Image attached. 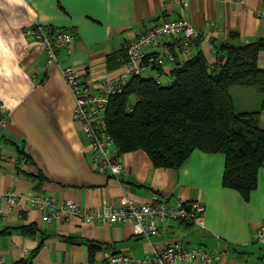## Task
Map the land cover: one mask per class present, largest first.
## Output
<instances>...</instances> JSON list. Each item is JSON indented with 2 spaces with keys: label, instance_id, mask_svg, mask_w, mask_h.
<instances>
[{
  "label": "crops",
  "instance_id": "obj_1",
  "mask_svg": "<svg viewBox=\"0 0 264 264\" xmlns=\"http://www.w3.org/2000/svg\"><path fill=\"white\" fill-rule=\"evenodd\" d=\"M0 9V114L21 145L0 132V193L33 192L56 201H74L81 208H99L102 201L120 205L123 196L136 204L165 201L198 202L203 214L194 223L166 220L149 237L133 233L132 223H89L79 216L44 221L46 211L25 200L0 216V264L27 259L29 264H109L105 252L142 258L180 242L207 247L211 264H264V162L249 199L222 185L225 156L194 150L177 169L155 167L141 150L122 154L118 178L94 169L81 124L73 119L74 98L61 65H72L88 84L97 85L122 65L108 57L124 53L153 24L184 18L198 32L193 55L201 51L212 65V47L237 33L236 45L264 38V0H25ZM263 14V15H262ZM213 23V24H211ZM39 24L74 32L70 49H61L57 63H46L43 45L25 37L27 26ZM190 55V56H191ZM179 54L163 68L169 75ZM257 64L264 69V50ZM154 73L149 72L148 77ZM229 94L236 112H258L264 131V92L233 84ZM23 148L29 160L20 158ZM34 227L27 235L22 227ZM5 231V232H3ZM3 232V233H1ZM90 244L95 245L93 250ZM189 264H202L195 260Z\"/></svg>",
  "mask_w": 264,
  "mask_h": 264
},
{
  "label": "trees",
  "instance_id": "obj_2",
  "mask_svg": "<svg viewBox=\"0 0 264 264\" xmlns=\"http://www.w3.org/2000/svg\"><path fill=\"white\" fill-rule=\"evenodd\" d=\"M237 37L231 33L228 41L215 46L218 58L212 65L200 50L184 62H175L168 84L151 77H129L122 93L110 98L105 117L119 151H144L155 167L172 169L194 150L222 153V185L248 200L264 162V131L258 112L234 110L229 87L251 85L264 92V69L257 64L264 38L236 45ZM124 57V53L109 56L108 62L122 65ZM19 152L21 159L29 160L23 148ZM21 230L32 235L35 229ZM95 247L90 244L91 250ZM29 263L21 259L13 264Z\"/></svg>",
  "mask_w": 264,
  "mask_h": 264
},
{
  "label": "built area",
  "instance_id": "obj_3",
  "mask_svg": "<svg viewBox=\"0 0 264 264\" xmlns=\"http://www.w3.org/2000/svg\"><path fill=\"white\" fill-rule=\"evenodd\" d=\"M23 33L25 37L43 45L47 64L57 63L59 51L70 49L77 38L74 32L39 24L25 27ZM197 39L198 32L184 18L155 23L132 41L124 43L125 57L121 59L124 74H115L97 85L83 81L74 66H60L75 102L73 119L82 126L94 169L115 178L124 170L123 153L115 145L106 125L105 117L110 98L122 93L131 76L146 77L147 73L153 72L154 76L151 78L162 83L161 79L165 77V84H168L170 76L163 71L165 64L175 61L179 54L190 56ZM212 52L217 61L215 47H212ZM21 200H25L28 207L46 211L42 216L44 221H66L76 215L89 223L131 222L133 233L146 238L159 231L161 222L175 220L194 223L204 212V207L198 202L170 204L158 201L136 204L125 195L120 205L103 200L99 208H81L78 203L70 200L60 202L33 192L8 191L0 193V216L6 213V207L10 208ZM263 235L264 226L257 231L255 237L261 238ZM104 254L109 264H189L195 260L202 264H211L216 258L215 252L207 247L187 248L180 242L169 244L142 258L108 252Z\"/></svg>",
  "mask_w": 264,
  "mask_h": 264
},
{
  "label": "water",
  "instance_id": "obj_4",
  "mask_svg": "<svg viewBox=\"0 0 264 264\" xmlns=\"http://www.w3.org/2000/svg\"><path fill=\"white\" fill-rule=\"evenodd\" d=\"M0 132L9 140L15 141L18 146L21 145V140L18 139L8 128L0 125Z\"/></svg>",
  "mask_w": 264,
  "mask_h": 264
},
{
  "label": "clouds",
  "instance_id": "obj_5",
  "mask_svg": "<svg viewBox=\"0 0 264 264\" xmlns=\"http://www.w3.org/2000/svg\"><path fill=\"white\" fill-rule=\"evenodd\" d=\"M6 3L8 5H24L25 4V0H6ZM5 4L4 3H0V9L4 8ZM3 38L2 36H0V44H3Z\"/></svg>",
  "mask_w": 264,
  "mask_h": 264
},
{
  "label": "rangeland",
  "instance_id": "obj_6",
  "mask_svg": "<svg viewBox=\"0 0 264 264\" xmlns=\"http://www.w3.org/2000/svg\"><path fill=\"white\" fill-rule=\"evenodd\" d=\"M145 76L148 77V73H147V75H145ZM161 81H162L163 84H165V77H163V78L161 79Z\"/></svg>",
  "mask_w": 264,
  "mask_h": 264
}]
</instances>
